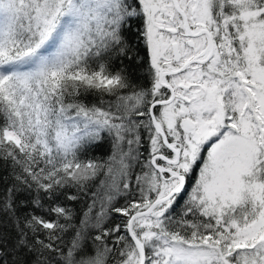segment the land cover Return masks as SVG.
Returning <instances> with one entry per match:
<instances>
[{
  "label": "snow or ice",
  "instance_id": "snow-or-ice-1",
  "mask_svg": "<svg viewBox=\"0 0 264 264\" xmlns=\"http://www.w3.org/2000/svg\"><path fill=\"white\" fill-rule=\"evenodd\" d=\"M0 264H264V0H0Z\"/></svg>",
  "mask_w": 264,
  "mask_h": 264
},
{
  "label": "trees",
  "instance_id": "trees-1",
  "mask_svg": "<svg viewBox=\"0 0 264 264\" xmlns=\"http://www.w3.org/2000/svg\"><path fill=\"white\" fill-rule=\"evenodd\" d=\"M141 47V51H140V55L143 56L144 55V51H143V48H142V45L140 46ZM87 100H93V97L92 96H89L87 98ZM145 147H147V145H145ZM110 154V148L105 145L104 148L102 150H97V151H94L93 153H91L90 155L92 156H100V157H107L108 155ZM145 155H147V152H145ZM137 171H139V169H137ZM198 171V169H197ZM196 171V172H197ZM195 174L191 177V180L190 182L188 183V185H186L187 187V190L190 192L191 191V187L192 185H194L195 183ZM185 199L187 198V194L185 193ZM121 203L123 202L122 200L120 201ZM181 203H183V201H181ZM74 207L77 208V210H79V208L81 207L79 204H74Z\"/></svg>",
  "mask_w": 264,
  "mask_h": 264
},
{
  "label": "rangeland",
  "instance_id": "rangeland-1",
  "mask_svg": "<svg viewBox=\"0 0 264 264\" xmlns=\"http://www.w3.org/2000/svg\"><path fill=\"white\" fill-rule=\"evenodd\" d=\"M206 154V153H205ZM197 176H198V171L195 173V177L197 178Z\"/></svg>",
  "mask_w": 264,
  "mask_h": 264
}]
</instances>
